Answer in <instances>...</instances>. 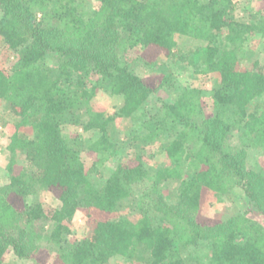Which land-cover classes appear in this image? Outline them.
Returning a JSON list of instances; mask_svg holds the SVG:
<instances>
[{"label": "trees", "instance_id": "1", "mask_svg": "<svg viewBox=\"0 0 264 264\" xmlns=\"http://www.w3.org/2000/svg\"><path fill=\"white\" fill-rule=\"evenodd\" d=\"M261 33L264 17L236 15L233 0H0V36L20 55L11 70L0 60V101L20 117L0 185V264L8 252L43 264L42 247L60 264H264V165H249L252 147L264 153V68L240 67ZM180 36L203 44L179 49ZM141 64L162 73V88L176 66L212 83L155 97ZM99 91L120 102L112 114L93 106ZM67 125L98 136L74 144ZM166 134L168 164L150 175L144 153ZM168 180L180 181L175 203L161 195ZM209 192L241 195L249 210L203 222ZM80 209L97 216L71 242Z\"/></svg>", "mask_w": 264, "mask_h": 264}, {"label": "rangeland", "instance_id": "2", "mask_svg": "<svg viewBox=\"0 0 264 264\" xmlns=\"http://www.w3.org/2000/svg\"><path fill=\"white\" fill-rule=\"evenodd\" d=\"M87 9L94 8L98 5L99 0H78ZM233 11L236 15H253L257 19L264 17V0H233ZM178 48H187L190 46L202 45L203 42L192 39L187 36L178 37ZM247 54L240 61V67L246 68L252 71H256L264 68V33L255 35L249 39L245 44ZM19 53L10 48L0 36V60L4 66L11 70L19 61ZM155 57V55H154ZM153 57V58H154ZM151 59V57H148ZM49 63H54L52 58L49 59ZM157 68H152L148 64H141L140 71L144 79L151 83L154 88L157 89L155 97H163L171 99L174 93L180 88L186 86H199L209 88L212 81L209 75H201L194 72L190 67H175L174 73L176 78L173 77L170 80L169 87L162 88L161 82L163 79L162 73L157 71ZM264 102V97L261 99ZM120 103L110 93L105 91H99L93 106L98 109H102L106 114H112L114 105ZM20 121V117H17L10 109L8 102L5 100L0 101V185L7 180V165L11 158L9 151V144L14 134L17 124ZM128 121H122L119 123V127L122 131L127 129ZM64 135L72 143H82L83 145L89 144L91 141L97 138L96 132H84L80 127L67 125L63 129ZM172 137L168 134L160 137L156 140L144 153V160L146 161L147 169L150 175H153L158 166L168 164L167 158L164 153V146L171 141ZM236 140V138H235ZM75 144V143H74ZM131 156L134 154H132ZM129 157V158H130ZM120 157L114 156L111 161L108 162L107 167L112 168L117 164ZM249 165L252 167L264 165V153L260 148L252 147L250 149ZM105 173H107L105 169ZM186 175L190 173L189 170H185ZM179 180H168L161 184V195L169 203H175L178 198V186ZM43 198L46 201L51 202L54 205L59 206V201L49 194H44ZM249 210L248 204L241 197L239 200H235L231 196L221 195L216 192H209L206 196L205 203L199 212V219L203 222H217L226 220L232 216L239 215ZM254 214L250 213V216ZM97 216L94 211L88 214L85 210H78L72 220V232L69 235V240L74 242L75 240H82L89 237L92 234L93 222L92 218ZM257 219H263L259 215H255ZM264 222V219H263ZM48 229V223L41 222L36 225V229ZM38 261L43 264H60L59 254H54L48 248L42 247L36 254ZM143 264L134 260H129L123 257H115L107 264ZM4 264H34L33 261H17V258L12 252L6 254Z\"/></svg>", "mask_w": 264, "mask_h": 264}]
</instances>
